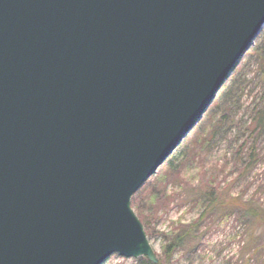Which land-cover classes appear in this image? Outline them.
I'll use <instances>...</instances> for the list:
<instances>
[{
	"label": "water",
	"instance_id": "1",
	"mask_svg": "<svg viewBox=\"0 0 264 264\" xmlns=\"http://www.w3.org/2000/svg\"><path fill=\"white\" fill-rule=\"evenodd\" d=\"M264 29V0H0V264H157L132 196Z\"/></svg>",
	"mask_w": 264,
	"mask_h": 264
},
{
	"label": "rangeland",
	"instance_id": "2",
	"mask_svg": "<svg viewBox=\"0 0 264 264\" xmlns=\"http://www.w3.org/2000/svg\"><path fill=\"white\" fill-rule=\"evenodd\" d=\"M263 111L264 29L201 122L131 199L163 264H264V220L253 228L240 206L252 205L264 218V121L249 127L251 115ZM209 188L220 194L214 209L203 199ZM231 198L240 202L232 206ZM196 220L194 242L168 255L170 237ZM145 258L114 254L105 264Z\"/></svg>",
	"mask_w": 264,
	"mask_h": 264
},
{
	"label": "trees",
	"instance_id": "3",
	"mask_svg": "<svg viewBox=\"0 0 264 264\" xmlns=\"http://www.w3.org/2000/svg\"><path fill=\"white\" fill-rule=\"evenodd\" d=\"M264 121V111L263 112H258L257 116L251 115V124L253 126L249 127H254L250 130L255 131V129L260 125L261 122ZM243 145L240 146V150L243 149ZM254 146V145H253ZM210 189V190H209ZM207 189L208 191L205 192L203 199L205 202L208 203V206H210L212 209H214L218 204H219V196L220 194L217 193V191L213 188ZM240 201H236L234 198L229 199V204L232 206L239 203ZM241 207H244L242 210V214L244 215L246 221L250 224H252L254 228V224L261 223L263 222V214L260 212L257 208L252 207V205L249 204H243L240 205ZM209 212L205 211V214ZM200 228V222L198 220L193 221L192 223L188 224L187 226L184 227L183 230L179 232H175L173 236L170 237L168 244L165 246V251L168 255L172 253L176 248L184 247L186 244H191L194 242L196 235L199 231ZM251 242V241H250ZM249 243V241H248ZM143 264H155L151 261H149L147 258L144 259ZM157 264H163L161 260Z\"/></svg>",
	"mask_w": 264,
	"mask_h": 264
}]
</instances>
